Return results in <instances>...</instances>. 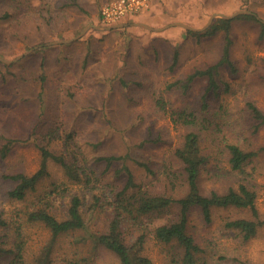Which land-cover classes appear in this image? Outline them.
Listing matches in <instances>:
<instances>
[{"label": "rangeland", "instance_id": "rangeland-1", "mask_svg": "<svg viewBox=\"0 0 264 264\" xmlns=\"http://www.w3.org/2000/svg\"><path fill=\"white\" fill-rule=\"evenodd\" d=\"M108 1L0 0V58L12 60L4 63L0 59V213L10 223L0 227V235L11 246L16 241V224L23 223L24 264H37L36 257L52 241L47 227L27 222L26 210L54 183L68 185L64 197L54 206L55 214L64 217L72 195H82L84 182L70 183L63 168L50 159L49 175L35 191L17 199L8 195L16 181L6 175L35 172L41 164L40 146L47 144L51 150L61 152L69 132L75 136L70 145L84 152L81 157L92 178L90 187L97 178L101 180L97 186L123 185L122 159L108 166L103 157L132 153L135 157L131 155L128 163L138 181L147 183L152 191L170 192L171 181L165 172L181 164L175 149L181 146L187 131L197 130L204 152L211 155L209 171L201 176L202 191L216 189L223 193L230 186L248 184L257 191L256 204L264 218V123L257 126L249 107L251 102L264 112L261 23L243 17L244 12L232 19L231 55L237 71L228 65L220 67V82L227 81L229 90L224 85L217 91L208 90L204 76H199L187 93L179 87H168L188 73L217 62L225 36L220 31L199 38L171 23L200 28L214 13L231 15L243 10L264 21V0H148L147 10L124 20L125 27L110 31L90 28L75 38L90 24L111 25L100 18L101 7ZM135 21L163 29L136 27ZM176 49L179 60L170 68ZM19 55L23 56L14 60ZM160 97L166 107L157 103ZM183 108L194 111L201 124L191 128L175 122L172 110ZM52 128H58L59 138L48 144L45 134ZM228 143L257 152L244 172L231 169ZM5 145L8 151L3 155ZM137 158L149 162L153 172L139 166ZM93 187L103 194L96 185ZM101 209L85 212L87 228L55 237L52 256L57 264H67L68 260L108 264L118 260L90 235L109 225L111 208ZM239 217H252L251 210L215 207L210 223L205 222L198 208L191 211L190 231L204 249L196 264H264V225L255 236L244 240L236 230L225 227L227 220ZM159 221L147 225L151 228ZM143 252L152 257V264H172V247L157 241L151 233ZM10 260L3 259L0 264Z\"/></svg>", "mask_w": 264, "mask_h": 264}, {"label": "trees", "instance_id": "trees-1", "mask_svg": "<svg viewBox=\"0 0 264 264\" xmlns=\"http://www.w3.org/2000/svg\"><path fill=\"white\" fill-rule=\"evenodd\" d=\"M243 17H251L261 23L264 30V21L254 13H244ZM234 18V17H233ZM233 18L218 17L211 25L201 31L187 29L197 37L212 36L220 31L225 32L224 45L221 58L210 64L205 69H196L188 73L185 78L177 79L169 83V88H181L187 93L193 82L204 76L208 79V90L217 91L222 85L229 90V83L220 82V67L228 65L233 72L237 71V66L231 55L232 38L230 28ZM179 60V51L176 49L170 68H173ZM219 92V91H218ZM157 103L166 107V101L160 97ZM205 107V104L203 103ZM250 110L256 119L257 126L264 123V112L254 103L249 104ZM173 120L182 123L187 127L201 124L197 114L189 111L188 108L173 109L171 112ZM205 124V122H204ZM203 127H206L204 125ZM45 137L48 144L59 138L58 128L50 129ZM74 133L69 132L65 137L66 148L61 152H55L49 146L41 145V164L33 173L17 172L6 175L16 184L8 192L10 197L24 199L29 191H35L38 183L49 175L48 161L50 159L57 162L64 170V174L70 183L84 182L85 189L82 195L75 193L71 197L69 207L64 217H59L54 212L55 202L64 197L68 185L61 187V184L54 183L51 189L39 193L37 201L26 210L27 222H38L47 227L52 234V241L44 246L40 254L36 257L37 264H57L52 256L53 242L55 237L62 233L82 230L87 228L85 212L98 211L97 209L111 208V219L104 231L91 232L95 236L96 243L104 246L113 252L118 260L108 264H152L153 259L143 252L146 237L149 233L159 242L172 247L170 261L172 264H196L201 252L204 250L197 242L195 236L190 231L189 217L193 209L198 208L205 222L213 220V209L215 207H244L249 208L252 213L250 218H234L225 222V227L234 229L247 240L256 235L260 226L264 225V218L261 217L256 204L257 191L248 184L240 183L236 188L230 186L227 191L221 193L212 189L208 193L202 191L201 176L204 171H209V159L211 155L204 152L201 144V136L197 130L190 129L184 135L183 143L175 149V155L181 162L177 169L170 167L165 175L171 181V191H152L151 187L144 185L143 181H138L132 167L128 163V158L132 155H107L108 166L115 160L122 159L120 171L124 175V184L117 186L105 184L97 186V181H92L97 189H101L103 194L94 191L91 184V176L86 172V165L82 149L76 150L70 142L74 139ZM230 153L229 162L233 171H245V166L257 154L256 151H246L236 143H228ZM8 145L2 150L3 155L8 151ZM131 158V157H130ZM139 166L144 167L147 172L152 173L153 169L149 162L135 159ZM217 167V166H216ZM219 167V166H218ZM95 173V172H94ZM101 181V180H99ZM63 185V183H62ZM108 186H112L108 188ZM88 189L90 193L87 192ZM177 193H174V192ZM110 206V207H109ZM146 218H149L146 221ZM161 220L154 227L147 224H154V220ZM146 222V223H145ZM7 219L0 213V227L9 226ZM8 236V235H7ZM16 241L9 246L4 235H0V263L3 259L11 258L7 264H24L26 241L23 233V223L19 222L15 226ZM171 251V250H170ZM67 264H79L78 261L68 260Z\"/></svg>", "mask_w": 264, "mask_h": 264}, {"label": "built area", "instance_id": "built-area-1", "mask_svg": "<svg viewBox=\"0 0 264 264\" xmlns=\"http://www.w3.org/2000/svg\"><path fill=\"white\" fill-rule=\"evenodd\" d=\"M148 6V0H110L101 7L100 18L105 24H115L143 13Z\"/></svg>", "mask_w": 264, "mask_h": 264}, {"label": "water", "instance_id": "water-1", "mask_svg": "<svg viewBox=\"0 0 264 264\" xmlns=\"http://www.w3.org/2000/svg\"><path fill=\"white\" fill-rule=\"evenodd\" d=\"M242 12H250V11H245V10H243V11H237V12H235V13H233V14H231V15H227V14H217V13H214V14H212L211 16H210V18H209V20H208V22L206 23V25H204L203 27H200V28H196V27H193V26H191V25H189V24H187V23H184V22H175V23H171L170 25H179V26H182V27H185V28H187V29H192V30H195V31H201V30H204L205 28H207L209 25H211L212 24V22L214 21V19L217 17V16H221V17H223V18H233V17H235L237 14H239V13H242ZM133 25H138V26H142V27H146V28H149V29H153V30H158V29H163V27H161V28H155V27H153V26H151V25H149V24H146V23H143V22H134L133 23ZM91 26H93V27H96V28H98V29H112V28H116V27H123V26H126V24H124V23H120V24H114V25H108V26H99V25H95V24H93V25H91ZM167 26H169V25H167ZM88 27L89 26H87L86 27V29H84L79 35H77L75 38H78L80 35H82V33H84L87 29H88ZM61 42V41H60ZM32 49H30L29 51H31ZM28 51V52H29ZM28 52H26V53H28ZM23 55H19L17 58H15L14 60H17V59H19L20 57H22ZM1 60H3V61H5V62H7V63H11L12 62V60H8V59H2V58H0Z\"/></svg>", "mask_w": 264, "mask_h": 264}, {"label": "crops", "instance_id": "crops-1", "mask_svg": "<svg viewBox=\"0 0 264 264\" xmlns=\"http://www.w3.org/2000/svg\"><path fill=\"white\" fill-rule=\"evenodd\" d=\"M134 17H136V16H134ZM134 17H132V18H134ZM122 22H124V21H121V23ZM135 22H143V21H135ZM143 23H146V22H143ZM116 24H120V22H118V23H116ZM146 24H149V23H146ZM91 25H93V24H90V25H88L89 27H88V29L84 32V34L90 29V28H96V27H93V26H91ZM96 25V24H95ZM112 25V24H111ZM127 25V24H126ZM150 25V24H149ZM136 27H138V25H135ZM123 27H125V26H123ZM139 27H142V26H139ZM116 28H119V27H116ZM116 28H112V29H116ZM121 28V27H120ZM143 28H146V27H143ZM155 28H157V27H155ZM112 29H107V31H110V30H112ZM147 29H149V28H147ZM150 30H153V29H150ZM68 41H72L71 39L70 40H65V42H64V40L62 41V42H64V43H68ZM59 43H61V42H59ZM33 49V48H32ZM21 58V57H20ZM18 60V59H17ZM4 63H7V62H5L4 61Z\"/></svg>", "mask_w": 264, "mask_h": 264}]
</instances>
